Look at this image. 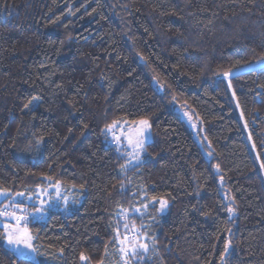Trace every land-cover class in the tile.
<instances>
[{
    "label": "trees",
    "instance_id": "trees-1",
    "mask_svg": "<svg viewBox=\"0 0 264 264\" xmlns=\"http://www.w3.org/2000/svg\"><path fill=\"white\" fill-rule=\"evenodd\" d=\"M261 55L264 0H0V187L30 210L57 182L76 196L28 225L37 264L111 262L118 214L141 200L159 255L138 264H220L229 239L227 264H264V69L231 88L220 74ZM32 95L35 118L22 111ZM142 118L153 139L124 173L127 155L101 132ZM0 264H14L3 239Z\"/></svg>",
    "mask_w": 264,
    "mask_h": 264
},
{
    "label": "snow or ice",
    "instance_id": "snow-or-ice-1",
    "mask_svg": "<svg viewBox=\"0 0 264 264\" xmlns=\"http://www.w3.org/2000/svg\"><path fill=\"white\" fill-rule=\"evenodd\" d=\"M254 3V0H251ZM71 14V13H70ZM162 15L166 13H161ZM172 15H177L175 10L172 11ZM211 23V20L209 21ZM63 44V41H61ZM140 55L139 53H137ZM140 59L143 61L144 57L141 55ZM41 68L45 67L44 64L40 65ZM264 69V55H261L258 59H248V60H237L235 64L229 67L226 71L220 73L225 79L228 80V88L232 87V79H240L243 76H248L255 74L258 70ZM261 74H264V71H261ZM155 79V77H154ZM264 87V86H261ZM233 97L235 98V92H233ZM42 104V97L38 95H32L28 99L27 103L23 105L22 111H26L27 114L35 118L36 110ZM239 106V105H237ZM187 114V113H185ZM134 124H138L139 127L134 131L137 134V138L133 139L132 136L126 137L128 140L129 146L132 148L131 152L122 153L127 155L129 159L125 164H122L121 170L126 173L129 168H136L141 163L140 157L141 153L146 151L145 143L149 139L151 133L150 128L151 124L148 118H142L139 121H133ZM117 124L116 121H113L112 124H106L105 128L102 130L101 134L107 136L108 133H111L113 127ZM84 127L87 128L88 125L84 124ZM71 132V129H69ZM42 140V138H41ZM37 141V146L41 142ZM113 140L117 144L116 151L121 152V137L113 135ZM211 155V153H209ZM264 168V165H261ZM217 171L219 168L217 166ZM47 179V177H46ZM223 177H221V180ZM57 188L56 199H63L65 207L67 206V198L61 197L59 192V182L54 185ZM83 187V186H81ZM124 184L121 182V189H123ZM42 191L46 196H49V200H39L38 206L33 210H27L21 203L16 201V197H24V192H17L12 194L9 189L0 187V196L7 198V203L3 207H0V223L3 225V231L0 232V239H3L7 245L13 251L14 264L16 261L19 264H37L38 257L43 255L39 251L36 245L33 244V235L31 234L28 225L33 222V220H42L46 215L48 210L52 207L53 199L48 193L47 187L43 188ZM199 195V193H196ZM143 195H147L144 193ZM27 199H31V196H28ZM159 202V211L163 213L164 209L167 206V201L160 199L158 197L151 198L152 206L156 202ZM150 207L149 202L141 200L140 207H136L132 210L133 214H138L140 217H143ZM143 209V211H141ZM193 209L197 210L195 205ZM225 210L229 213V220L233 219L238 211V206L235 203V200H231L229 205L225 206ZM121 212L124 216V219H128V210L121 209ZM207 215V213H203ZM124 228L123 236L120 235L119 227L116 229V236L113 237L111 243L116 245L115 251L118 254V260L116 264H134V262L143 261L145 256L151 251L159 255V249L156 247L158 241L155 236H150L148 234L147 228L150 227L144 224H141L140 229L137 230L135 225L132 228H129L127 223L122 225ZM231 233V229H228ZM232 247V240L229 239L224 242L223 252L220 254V264H227V257L230 254V248ZM63 250L61 249V255ZM108 255V246L105 245V256ZM80 259L86 260L87 257L83 253L80 255ZM103 264V261H101Z\"/></svg>",
    "mask_w": 264,
    "mask_h": 264
},
{
    "label": "rangeland",
    "instance_id": "rangeland-1",
    "mask_svg": "<svg viewBox=\"0 0 264 264\" xmlns=\"http://www.w3.org/2000/svg\"><path fill=\"white\" fill-rule=\"evenodd\" d=\"M181 112V115H182V118L186 121V123L188 124V126L191 128V130L193 131L194 133V136L195 138L200 142L202 143L204 141L205 138V134L203 133L204 131V127L202 126V123H201V119L194 113L192 112L191 110L189 109H183V110H180ZM187 113V114H185ZM139 127L138 124H134V123H130V122H125V123H117L115 127H113V130L111 133H108L109 137H110V140L112 143H114L115 145H117L114 140H113V135L115 136H118V137H121V145H120V148H121V152L122 153H126V152H131L132 151V148L129 146L128 144V140L126 139V137L128 136H132L133 139L137 138V134L136 132L134 131L135 129H137ZM150 137L149 139L146 141L145 143V146L148 142L152 141L153 139V135H152V130L150 128ZM144 153H141V157H140V160L142 161L143 160V156H144ZM128 157V156H127ZM129 159V157H128ZM48 189V193L50 194L51 198L53 199V204H52V207L48 210L47 212V215L44 217L46 218L49 214V211L53 208H62V209H67L69 208L72 204H74L76 202V196L74 194V189L72 188L70 192L66 193V191L64 190L63 188V185L62 184H59V192H60V196L61 197H66L67 198V206L65 207V204H64V200L63 199H56V194H57V188L55 186H50V187H47ZM26 197H16V201L19 200V201H23L25 200ZM39 200H49V196H46L44 194V192L42 191V189H39L38 191V194H37V197L35 199H33L31 197V199H27V201L29 203H33L36 206H38L39 204ZM2 201V203L0 204V207H3L4 204L7 203V198L3 197V196H0V202ZM27 210L31 211L28 207V205H23ZM166 210V208L164 209V211ZM141 211H143V209H141ZM163 211V212H164ZM151 212H150V207L148 209V212L143 216V217H140L138 214H133L132 210H128V219L125 220L124 219V216L122 214V212L120 211L119 214H118V218H119V231H120V235L123 236L124 234V228L122 227V225L124 223H127L129 225V228H132L133 225H135V228L137 230L140 229V226L141 224H144L146 226H149L151 227L152 223H153V220L154 218L152 216H150ZM3 218H1L0 220H2ZM2 225V223H0ZM147 228V231H148V234L150 235L149 233V228ZM151 236V235H150ZM34 237V236H33ZM33 244H34V239H33ZM35 245V244H34ZM9 246V245H8ZM10 247V246H9ZM151 253L153 252H149L145 258L147 256H149ZM144 258V259H145ZM118 260V254L116 253V251L113 253V256H112V259H111V262L109 263H105V264H116V261ZM141 261L139 262H134V264H138L140 263ZM83 264H88L86 260H83Z\"/></svg>",
    "mask_w": 264,
    "mask_h": 264
},
{
    "label": "built area",
    "instance_id": "built-area-1",
    "mask_svg": "<svg viewBox=\"0 0 264 264\" xmlns=\"http://www.w3.org/2000/svg\"><path fill=\"white\" fill-rule=\"evenodd\" d=\"M260 90H261V88H260ZM254 121H255V120H251V123H252V124L255 123ZM248 126H251V125H250V122H248ZM44 219H45V218H43L42 220H33V221H43Z\"/></svg>",
    "mask_w": 264,
    "mask_h": 264
},
{
    "label": "crops",
    "instance_id": "crops-1",
    "mask_svg": "<svg viewBox=\"0 0 264 264\" xmlns=\"http://www.w3.org/2000/svg\"><path fill=\"white\" fill-rule=\"evenodd\" d=\"M1 203H2V201L0 202V204H1ZM0 219H1V218H0ZM0 226H2V227H3V225H1V224H0Z\"/></svg>",
    "mask_w": 264,
    "mask_h": 264
}]
</instances>
